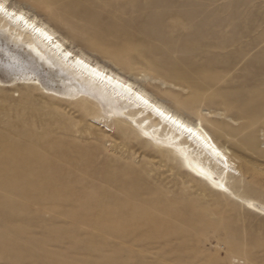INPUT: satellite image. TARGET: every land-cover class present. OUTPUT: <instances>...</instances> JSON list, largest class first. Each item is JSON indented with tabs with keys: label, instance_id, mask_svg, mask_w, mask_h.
<instances>
[{
	"label": "rangeland",
	"instance_id": "rangeland-1",
	"mask_svg": "<svg viewBox=\"0 0 264 264\" xmlns=\"http://www.w3.org/2000/svg\"><path fill=\"white\" fill-rule=\"evenodd\" d=\"M18 2L126 74L145 75L147 90L240 159L232 193L264 205V0ZM13 71L0 65V155L44 166L52 185L0 175V264H264V216ZM129 167L142 174L129 185L131 203L164 231L135 245L96 219L122 210Z\"/></svg>",
	"mask_w": 264,
	"mask_h": 264
},
{
	"label": "bare ground",
	"instance_id": "bare-ground-1",
	"mask_svg": "<svg viewBox=\"0 0 264 264\" xmlns=\"http://www.w3.org/2000/svg\"><path fill=\"white\" fill-rule=\"evenodd\" d=\"M18 1L20 0H9V3H19ZM34 14L41 25L48 26L49 34L53 35L54 38L52 46H49L48 42L44 41L42 37L30 31H25L22 27L17 29L15 26H10L6 20L0 19V48L5 49L2 53L4 60L2 56L0 65H3L7 70H13L8 67L7 53L10 52L12 55L19 57L23 65V72L16 77L21 84L34 85L35 80L40 84L43 81L42 85L49 92L47 95L50 98L60 99L70 104H81L84 112H93L108 128L113 126L114 136L121 138L128 135L133 136L145 147L143 154H147V151L166 153L175 159L181 165L183 171L192 177L206 182L215 190L229 193L247 211L264 216V205L252 198L234 195L229 187L228 179L240 176V171L236 165L240 159L216 143L211 135L198 124L186 118L181 112L173 109L164 100H160L147 90L146 86L148 85L144 80L145 75L143 77L139 75L142 77L139 79L138 76L132 75L130 72V75L126 74L120 63L114 61L110 57L111 55L96 52V50L77 40L70 41L60 34L45 17H40L36 12ZM55 42H59L63 47L71 50L74 56L84 59L105 77H112L113 83L108 84L106 81L102 83L98 78L92 77L87 72L81 75L79 71L65 67L63 57L57 58L58 52L54 47ZM16 71L19 72V70ZM118 82H123L125 86L131 85L134 94L130 96L124 88L118 86ZM137 95L149 100L153 108L146 106L141 100H137ZM154 108H160L166 113H171L192 128L196 134H190L172 124L171 121L165 120ZM213 148H215V152ZM15 156L10 151L0 155V175L6 174V172L13 175L8 183L13 185L25 180L29 182L25 183L24 181V184H38L40 188L52 185L44 181L45 172L43 173L42 168L44 166L38 169L31 168L32 170H30V167H27V162L26 165L24 163L23 165L22 163L16 164ZM129 174L131 177L128 175L130 178L127 177L128 180L120 185L127 200L122 206V210L118 211L115 207L112 209L107 208L99 212L96 219L98 221L106 219L110 224V231L113 230L126 241L130 240L131 244L135 245L140 241L139 236L143 232L149 233L152 238H158L164 231L159 226L153 225L150 222L151 220L146 218L145 211L137 207V204L131 203L128 196L129 185L133 181V177H135V180H139L142 174L139 170L130 167ZM7 176L11 177L10 175ZM25 176L27 178L22 179ZM163 209L169 217L180 218V215L174 209L168 207H163ZM108 222H106L107 225ZM113 231L111 232L113 233Z\"/></svg>",
	"mask_w": 264,
	"mask_h": 264
},
{
	"label": "snow or ice",
	"instance_id": "snow-or-ice-1",
	"mask_svg": "<svg viewBox=\"0 0 264 264\" xmlns=\"http://www.w3.org/2000/svg\"><path fill=\"white\" fill-rule=\"evenodd\" d=\"M0 19L6 20L10 26H15L17 29L22 27L25 31H30L33 34L42 37L44 41L48 42L49 46L53 45L54 38L53 35L49 34L48 26L41 25L38 21V18L35 17V14L28 10L27 6L22 3H9V0H0ZM65 43H67V41H65ZM54 47L58 52L57 58L59 59L63 57V64L65 67L77 70L81 75L87 72L92 77L98 78L102 83L105 81L108 84L113 83L112 77H105L96 68L90 66L89 63H87L84 59L80 58L79 56H74V53L71 50L63 47L61 43L55 42ZM4 51V48H0V52ZM7 57L8 67L14 70V76H18L23 72L22 62L20 61L19 57L12 55L10 52L7 53ZM16 70H19V72ZM118 86L120 88H124L130 94V96L134 94L132 92L131 85L125 86L123 82H118ZM136 98L137 100H141L146 106L153 108V105L149 100L144 99L139 95H137ZM154 110L158 112L162 118L171 121V123L176 125L178 128H182L184 131H187L190 134H196L192 128L188 127L183 121L173 116L171 113H166L160 108H154ZM213 151H216L215 148H213ZM217 155H219V153H217Z\"/></svg>",
	"mask_w": 264,
	"mask_h": 264
}]
</instances>
